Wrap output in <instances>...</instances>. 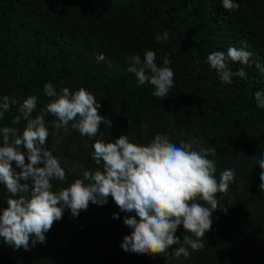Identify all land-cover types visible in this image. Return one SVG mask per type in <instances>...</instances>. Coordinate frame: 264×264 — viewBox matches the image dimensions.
Returning a JSON list of instances; mask_svg holds the SVG:
<instances>
[{"label": "trees", "instance_id": "1", "mask_svg": "<svg viewBox=\"0 0 264 264\" xmlns=\"http://www.w3.org/2000/svg\"><path fill=\"white\" fill-rule=\"evenodd\" d=\"M234 3L239 9L229 12L222 0H0V98L18 101L0 120V128L13 127L22 135L26 121H11L29 96L38 97L33 118L54 99L45 94L46 83L58 92L83 87L100 103L99 114L112 121L110 128L100 125L95 139L102 135L104 142H115L127 135L130 142L147 145L161 134L179 145L195 137L200 147L216 148L217 154L208 158L217 166V180L224 169L235 170L227 195L217 196L227 213L222 208L212 213L204 249L189 248V258H176L180 264H264V241L248 261L235 255L239 243L264 232L258 165L264 154V109L254 97L264 91V73L251 61L249 66L230 62L233 71L243 67L247 75L224 84L207 63L213 51L226 53L230 46L246 44L251 59L264 66V0ZM165 31L168 42H157L156 34ZM149 50L156 53L158 66L165 55L172 60L175 87L163 100L153 96L152 85H140L127 71L129 57L140 55L143 60ZM55 119L45 117L50 133L46 147L53 155L85 171L102 170L91 156L95 140L78 130L54 143ZM74 181L75 175L53 180L52 190ZM8 196L0 185V209L7 207ZM132 215L121 212L111 197L103 206L90 203L78 217L66 210L46 233V242L34 247L30 242L29 251L15 250L0 238V264H165L174 259L123 250V238L132 232L123 221ZM184 234L190 235L181 225L176 237L182 242Z\"/></svg>", "mask_w": 264, "mask_h": 264}, {"label": "clouds", "instance_id": "2", "mask_svg": "<svg viewBox=\"0 0 264 264\" xmlns=\"http://www.w3.org/2000/svg\"><path fill=\"white\" fill-rule=\"evenodd\" d=\"M222 7L231 12L240 5L234 0H222ZM155 40L167 43L169 33H157ZM246 47V44L239 48L230 46L226 53L213 51L207 56V63L222 83L231 84L233 77L246 78L244 68L233 71L230 62L249 66L251 61L264 73V66L251 59L253 53ZM156 60V53L150 50L143 60L140 55H133L128 58L127 71L135 75L140 85H152L153 96L163 100L175 87L174 71L168 55L163 57L162 66ZM44 91L54 99L39 115L33 118L38 101L33 95L23 101L18 109L20 115L11 121L12 124L20 123L21 118L26 121L22 135L13 127L0 128L3 143L0 185L9 194L7 207L0 209V238L4 244L29 251L30 242L33 247L46 242V233L63 218L66 210L78 217L81 211L88 210L90 203L103 206L111 197L121 212L134 213L123 221L132 229L121 244L125 252L187 259L191 255L189 248L204 249L203 240L212 230V213L221 208L227 213L218 193L226 196L235 176L234 169H224L217 180V166L208 158L217 154L216 148L200 147L195 137L177 145L161 134L147 145L130 142L127 135H121L115 142H104L102 135L95 138L100 125L110 128L112 121L99 114L101 105L93 94L83 87L74 93L67 87L58 92L52 83H46ZM254 97L257 106L264 109V91H256ZM17 104L15 97L0 98V120ZM49 114L56 118L52 127L66 128L71 122L82 137L95 140L91 156L96 165H102V170H86L83 179H76L59 191L52 190V181H65L66 172L59 158L46 147L50 133L45 117ZM12 162L21 171L17 172ZM41 164L44 166L39 167ZM258 165L262 170L259 187L264 192V154ZM113 218L119 219V214H113ZM181 225L185 233H190L183 235L182 242L176 237Z\"/></svg>", "mask_w": 264, "mask_h": 264}, {"label": "rangeland", "instance_id": "3", "mask_svg": "<svg viewBox=\"0 0 264 264\" xmlns=\"http://www.w3.org/2000/svg\"><path fill=\"white\" fill-rule=\"evenodd\" d=\"M73 129L71 124L68 125L66 128H55V132L53 135L54 143L57 145L59 144L64 137L69 133V131ZM61 166L65 169L66 176L67 175H75L76 179H83L84 168L82 166L76 164H69L66 161L60 162ZM15 169L17 172L21 171L19 168ZM86 183V181H85ZM264 241V232L260 237H257L255 240L245 244L239 243L238 247L235 250V255L238 259L243 261H248L254 257V255L262 248ZM40 244V243H37ZM181 261L177 260L176 258L168 260L165 264H180Z\"/></svg>", "mask_w": 264, "mask_h": 264}]
</instances>
